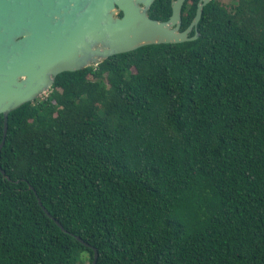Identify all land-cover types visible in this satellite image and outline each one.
Segmentation results:
<instances>
[{
    "label": "trees",
    "instance_id": "1",
    "mask_svg": "<svg viewBox=\"0 0 264 264\" xmlns=\"http://www.w3.org/2000/svg\"><path fill=\"white\" fill-rule=\"evenodd\" d=\"M197 31L8 114L0 264H92L77 236L96 264H264V0H210Z\"/></svg>",
    "mask_w": 264,
    "mask_h": 264
},
{
    "label": "water",
    "instance_id": "2",
    "mask_svg": "<svg viewBox=\"0 0 264 264\" xmlns=\"http://www.w3.org/2000/svg\"><path fill=\"white\" fill-rule=\"evenodd\" d=\"M154 1L0 0V115L4 119L0 150L8 114L47 93L60 73L97 66L113 55L143 46L177 44L198 37L196 27L210 0L199 1L192 23L184 31H179L184 0L172 2L167 21L148 16ZM193 27L195 34L188 36ZM0 172L5 175L1 167ZM76 239L93 250L92 264H96V248L78 236Z\"/></svg>",
    "mask_w": 264,
    "mask_h": 264
},
{
    "label": "flooded vegetation",
    "instance_id": "3",
    "mask_svg": "<svg viewBox=\"0 0 264 264\" xmlns=\"http://www.w3.org/2000/svg\"><path fill=\"white\" fill-rule=\"evenodd\" d=\"M155 1L151 4V6L148 9V16L151 19L160 20V19H158V4H156ZM173 1H176V0H170V5H169V7H170V14H169L168 18L165 19V20H160V21H167V20H169V18L171 16V12H172V2ZM199 1L200 0H198L196 2V9H195V12H194V16H195V13H196L197 6H198ZM184 5H185V0H184V2L182 4V7H181V21H180V25H179V31H184V30L188 29V27L190 26V24L192 23V20L194 18V16H192V18L188 20L187 25L186 26H183V24H184V22H183ZM162 13H167V12H162ZM190 14H191V12H189V10H187V12H185V17L188 18L190 16ZM196 29H197V27H196ZM194 34H195V27L192 28V30L189 32L188 36H192Z\"/></svg>",
    "mask_w": 264,
    "mask_h": 264
},
{
    "label": "rangeland",
    "instance_id": "4",
    "mask_svg": "<svg viewBox=\"0 0 264 264\" xmlns=\"http://www.w3.org/2000/svg\"><path fill=\"white\" fill-rule=\"evenodd\" d=\"M223 4H228L230 0H220ZM47 93L43 94L41 97L46 96ZM78 264H89L87 257L82 258V261Z\"/></svg>",
    "mask_w": 264,
    "mask_h": 264
}]
</instances>
